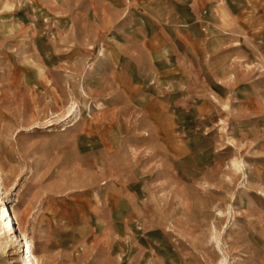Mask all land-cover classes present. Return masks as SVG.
I'll return each mask as SVG.
<instances>
[{
	"label": "rangeland",
	"instance_id": "obj_1",
	"mask_svg": "<svg viewBox=\"0 0 264 264\" xmlns=\"http://www.w3.org/2000/svg\"><path fill=\"white\" fill-rule=\"evenodd\" d=\"M54 3L0 0V264H264V51L156 83Z\"/></svg>",
	"mask_w": 264,
	"mask_h": 264
},
{
	"label": "crops",
	"instance_id": "obj_2",
	"mask_svg": "<svg viewBox=\"0 0 264 264\" xmlns=\"http://www.w3.org/2000/svg\"><path fill=\"white\" fill-rule=\"evenodd\" d=\"M243 1L55 0L53 37H94L106 49L109 43L123 73L146 58L150 74L145 77L154 75L156 83L162 82L163 65H168L171 73L179 66L182 75L193 73L201 82L200 74L220 85L229 80V50L241 40L264 51V0ZM151 87L145 81L144 88Z\"/></svg>",
	"mask_w": 264,
	"mask_h": 264
},
{
	"label": "bare ground",
	"instance_id": "obj_3",
	"mask_svg": "<svg viewBox=\"0 0 264 264\" xmlns=\"http://www.w3.org/2000/svg\"><path fill=\"white\" fill-rule=\"evenodd\" d=\"M8 214V212H6ZM5 220H3V230H5L6 232H9V229H10V223H11V215H7V223L5 222ZM12 225V224H11ZM25 252H26V259H25V263L26 264H35L34 263V258H33V255H32V249H33V245L31 242H26L25 243Z\"/></svg>",
	"mask_w": 264,
	"mask_h": 264
}]
</instances>
